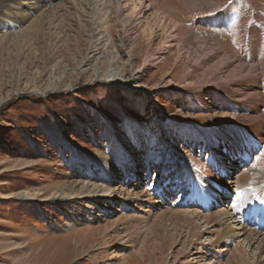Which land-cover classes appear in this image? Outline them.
<instances>
[{"label":"rangeland","instance_id":"obj_1","mask_svg":"<svg viewBox=\"0 0 264 264\" xmlns=\"http://www.w3.org/2000/svg\"><path fill=\"white\" fill-rule=\"evenodd\" d=\"M19 1L27 19L20 26L0 17V264H239L237 245L245 264H264L257 243L235 237L239 226L229 206L237 199V181L252 170L250 161L232 142L208 134L222 135L215 120L233 114L229 104L214 103L218 81L228 74L213 59L187 75L206 53L193 52L177 32L185 28L202 40L207 31L218 34L233 56L257 62L264 55V20L243 13L256 4L264 11V0H131L136 6L128 9L122 0ZM143 5L144 15L136 14ZM104 18L99 26L113 67L124 80L136 77L130 84L94 81V69L102 75L111 65L106 54L81 72L93 24ZM174 34L180 40L168 49L164 43ZM50 73L58 82L54 90ZM207 91L215 97L208 100ZM201 96L211 105H194ZM156 127L172 128L169 149ZM184 132L193 145L182 142ZM130 138L128 144L141 148L108 173L120 154L114 144ZM204 139L212 140L211 148ZM179 147L190 163L174 154ZM90 184L116 196L93 202L84 197ZM196 185L214 199L208 211L184 204V187L196 191ZM238 187L249 205L253 193ZM132 189H149L144 198L151 204L129 202L125 194ZM6 194L11 198L2 199ZM224 207L236 224L211 227L199 220L192 226L169 214L188 209L208 215ZM226 225L227 235L216 234Z\"/></svg>","mask_w":264,"mask_h":264},{"label":"bare ground","instance_id":"obj_2","mask_svg":"<svg viewBox=\"0 0 264 264\" xmlns=\"http://www.w3.org/2000/svg\"><path fill=\"white\" fill-rule=\"evenodd\" d=\"M48 1H51V0H38L36 4L38 5L39 3L48 2ZM130 1L131 0H122V2H124L122 8L128 9L130 8V6L131 7L136 6L132 3V1L131 2ZM138 3L140 5V1H138ZM23 4H25V2H21L19 0L18 1L2 0L1 7H0V11H2V13L0 14V17L5 21L6 24L20 26L25 20H27L26 15L22 14L24 13L22 9ZM160 6H161V3L158 6L159 10L161 9ZM30 8L33 9V7H30ZM253 8L254 6L248 5L246 9L244 10L245 14L243 13V15L244 16H254L257 14L259 19L264 20V11L261 10L262 8H260V6H258L257 4L255 6V10ZM147 9H148V6L143 5L136 14L144 15V11ZM248 9L252 11H249ZM93 11L96 12L95 10ZM155 15H157V13ZM94 20H97V18ZM106 23L107 21L104 18V20L101 23H99V21L98 22L96 21L93 24L94 30H93V37H92V47H91V50L88 56L85 59H83L84 65L81 68V72L82 73L85 72L90 64H94V67L97 66L98 60L102 58L103 55L106 54L108 55V58L112 59L110 63L111 65H109V68L105 72V74H102V75H100L99 72L94 69L91 73L94 81L95 80L104 81V82H108L111 84H121L122 82L126 84H130L129 82L134 81L136 77H127V79L124 80L120 77L117 70L113 67L114 56L112 52H109L107 50L105 29L99 26V24L103 25ZM137 23L140 24V21H138ZM237 27L235 28L237 29ZM263 31H264V28H263ZM20 32H23V30ZM177 32L182 33V38H183L182 43L183 44L189 43V46L193 52L195 51L203 52L204 51L206 53L205 57L200 62L201 64L194 63L191 66L190 70L186 73L187 75H189L190 72H195L198 69V67L204 65L207 60H213V59L216 60L217 65H219L222 69L225 70L224 73L228 74L226 76L227 78L226 80L222 82L218 81L217 86L220 92L219 93L220 100L219 101L216 100L214 101V103L221 102V104H225V105L226 103L229 104L232 108L233 114H231L232 116L230 115V118H228V116L224 114V115H221L219 119L215 120L214 123H216V125L214 126H217L218 130L223 132L222 135L213 134V132L211 131L212 129L208 130V134H210V138H216V140L220 139L224 143L232 142L236 147L240 148L241 149L240 156L242 157V159H244V162L247 163L250 161L249 164L251 165L252 170L251 172H248V174L246 173L247 176H244L245 179L242 176L240 177L239 181H237V188H238L237 189V199L233 200L232 203L229 204L230 209L232 210V213L234 214V218L238 222L237 224L235 223L229 210L225 207L218 209L208 215H204V213L202 214L201 212H198L197 210H188V209L185 210L187 212L184 215L182 214V211H178V210H170L169 214L171 213V215L174 216L175 218H181V217L184 218V220L188 222L189 224H192V226L193 224H195L196 221H199V220H202L205 224H210L211 227H215L216 225L223 226L226 221H231V223L239 226L238 227L239 231L235 234L236 235L235 237L237 238L240 236L244 237L247 242V245L249 246L255 245L257 243L256 246H257V250H258L257 254H258L260 251L264 250V228L261 222L262 220L264 222V209H263L264 207V55L261 58H259L257 62L256 61L248 62L245 60V55L243 53L241 54L240 57H235L233 56L231 49L229 50L224 49L221 42L218 41V38H217L218 34H214L212 32L207 31V37H204V40H202V39L197 38L196 36H192V35L190 36L189 30L185 28H180V30ZM258 32L256 33V36ZM178 35L177 34L170 35L168 41L164 43L166 45L165 47L169 49L173 46L174 43L176 47V42H177L176 40L178 39V42L180 40ZM185 35H189V37L187 36L188 38H186ZM261 42L263 44L261 45L262 47L260 49V56L261 54L264 53V34H263ZM232 44L231 46L235 48L236 46L237 47L239 46L238 43L232 42ZM251 47H252V44H251ZM156 58L158 60H162L161 56H158ZM214 79L215 81H217V78L215 76H214ZM47 80H48V86L52 87L51 89L54 90V87L57 86L58 84L57 79H55L53 75L50 73L48 75ZM204 95L208 97L212 95L215 97L213 93L208 92V91ZM202 97L203 96L195 98L196 99L195 102L197 103L194 102L195 103L194 105L201 108L200 102L202 101H204L202 103L205 105H208V106L211 105L205 102L206 99L205 98L203 99ZM207 99L211 100L213 98L209 97ZM218 130L215 129V131H218ZM170 131H173L172 128L170 127H166V128L156 127L155 128V133L159 137H161V140L164 143L163 144L164 147H167L168 149L175 142L174 138L169 133ZM218 136H219V139H217ZM182 137H183L182 138L183 143L189 140L192 145L194 144V138L191 139L187 135L186 132H184ZM131 140L132 139L130 138V139H125L120 142L116 141L114 145H117L116 148L120 154H118V158L116 159L115 163L109 162L107 166L108 173L115 172V170L117 169V164L120 165L121 167L123 162L126 161V158L130 156L129 152L131 150H134L133 148L140 147L138 142L133 143L134 146L128 144V142ZM204 140H205V143H207V146L211 148L212 145L210 143H212V140L210 141L206 139ZM142 147L145 148V146L143 145ZM181 148L182 147H179V149L174 148L175 150L174 154H179L180 156H182L181 157L182 159H185L183 158V155L184 154L187 155V154ZM224 148L227 153L230 152V146L225 145ZM145 149H147V147ZM207 151L209 152L210 149H207ZM184 161L189 162L188 158L185 159ZM133 163H134V160H133ZM191 163L194 164V162H191ZM222 167L223 165L221 166V168ZM125 174H127V172H125ZM246 180H249L252 182L250 186L245 184ZM174 182L175 181H173V184ZM243 185H245L244 187L245 189H248L250 193H253V194H250L253 196V198H251V203L249 205L246 204L247 198H248L247 194H245V191L244 193L240 191L241 189L240 187H238V186H243ZM246 185H247V188H246ZM90 187H91L90 191L87 192V195L84 197H88L90 199L92 198L93 202L98 201L100 203L107 204L108 201H111L110 199H112L113 196H116L114 195V190L102 184L101 185L90 184ZM160 187L162 188V186ZM160 187L158 186L155 189L156 191L154 194L158 193L161 190ZM122 191L123 189L121 190V192ZM148 191L149 189L146 191L144 190L136 191L132 189V193H130L131 191H128L127 194L125 195L127 196L128 198L127 200H129V202H131V199L139 198L141 201H145L148 204H151L150 198H146V199L144 198L145 196H148L146 194ZM21 196L25 197L26 195L21 194ZM158 196H160V194ZM8 198H11V195H8V194L2 195V199H8ZM61 198L62 197H60V199ZM222 198L223 197H221V200ZM231 200L229 199V202ZM216 202L218 203L220 201H216ZM103 210L105 211V208ZM73 221L77 222L79 221V219L75 218V220ZM227 229H230V227L229 226L227 227L226 225L225 227L221 229V231H218V232L216 231L217 232L216 234L221 235V236L227 235L228 234L226 233ZM236 251L238 252V254L237 253H234V254L238 255L237 261L239 262V264H245L241 257L242 254L240 253V245L239 246L237 245ZM229 255L235 256L233 255V252H231V254ZM233 260H236V259L233 258ZM229 263L231 264L233 263V261Z\"/></svg>","mask_w":264,"mask_h":264}]
</instances>
